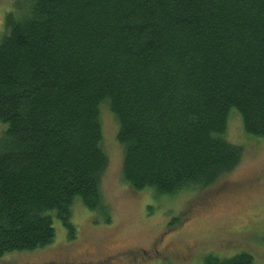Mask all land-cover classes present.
Masks as SVG:
<instances>
[{"label":"trees","instance_id":"1","mask_svg":"<svg viewBox=\"0 0 264 264\" xmlns=\"http://www.w3.org/2000/svg\"><path fill=\"white\" fill-rule=\"evenodd\" d=\"M29 1L0 38V256L49 244L54 218L73 237L76 201L108 215L103 105L134 191L201 190L234 169L232 112L264 138V0Z\"/></svg>","mask_w":264,"mask_h":264},{"label":"rangeland","instance_id":"2","mask_svg":"<svg viewBox=\"0 0 264 264\" xmlns=\"http://www.w3.org/2000/svg\"><path fill=\"white\" fill-rule=\"evenodd\" d=\"M30 5L29 0H0V38L8 31V14ZM100 121L108 215L76 201L73 237L54 218L49 244L6 253L0 264H202L210 253L229 256L242 250L264 264V138L246 133L238 113L229 114L224 133L243 148L238 165L205 189L177 195L132 190L121 174L118 123L106 105ZM5 127L0 121V135Z\"/></svg>","mask_w":264,"mask_h":264}]
</instances>
